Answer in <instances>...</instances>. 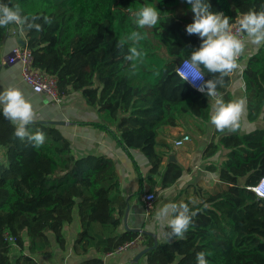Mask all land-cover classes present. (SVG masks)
<instances>
[{
	"label": "trees",
	"instance_id": "trees-1",
	"mask_svg": "<svg viewBox=\"0 0 264 264\" xmlns=\"http://www.w3.org/2000/svg\"><path fill=\"white\" fill-rule=\"evenodd\" d=\"M181 1L190 8L186 0ZM176 2L0 0L19 4L24 14L53 19L51 25L37 21L42 24L40 32L24 31L33 65L56 76L60 95L79 92L96 109V125L112 129L125 149L143 153L148 173H160L161 187L184 174L175 161L162 164L171 149L163 134L171 127L204 134L213 103L176 73L177 63L190 60L202 42L197 35L187 34L186 25L193 21L176 14ZM209 3L213 11L230 17V22L249 10H264V0ZM145 4L160 10V23L138 29L131 14ZM14 26L0 27V44ZM132 31L145 36L138 47L146 56L135 74L131 62L116 48L117 41ZM200 71L204 80L212 78L203 66ZM242 79L246 131L221 133L212 127L202 157L209 158L206 168L217 180L210 189L197 184L184 188L182 202L197 212L193 227L186 239L160 242L147 251V264H197L201 251L210 253L206 255L209 264H264V198L250 189L264 173V46L246 56ZM229 82L230 76L218 86L225 101L233 99ZM28 127L31 132L46 133L39 149L17 138L14 125L0 114V264H42L34 256L49 253L52 241L63 246V227L74 218L80 229L73 251L83 257L80 264H101V254L139 234L115 232L126 203L112 158L75 154L69 140L52 124L34 122ZM190 195L194 198L189 199ZM142 238L143 244H152L150 236L142 234ZM90 250L96 256H87Z\"/></svg>",
	"mask_w": 264,
	"mask_h": 264
},
{
	"label": "crops",
	"instance_id": "crops-1",
	"mask_svg": "<svg viewBox=\"0 0 264 264\" xmlns=\"http://www.w3.org/2000/svg\"><path fill=\"white\" fill-rule=\"evenodd\" d=\"M184 16L191 18L193 21L192 12L186 13ZM10 30L0 44V91L9 87L21 89L35 108L36 121H47L46 123L49 124H52L50 123L51 121H58L52 125L56 126L69 140L75 154H102L112 158L117 172L119 190L126 203L125 211L127 209L126 220L124 222L122 218L120 225L115 230L116 233L125 231V227L129 229L140 228L148 232L146 235L152 238V244L154 237H156L158 244L167 241L165 237L167 228L154 219L157 209L165 203L182 202L184 199L183 190L189 184H197L203 188L210 189L217 180L216 174L206 168L209 158L205 159L202 157L211 139L213 126L209 123L205 133L202 135L186 132L180 127H171L168 129L167 135L163 134V136L167 137L166 140L171 145V149L162 164L172 161L168 158L169 154L172 153L175 162L183 167L184 174L172 185L161 187L159 183L160 173H148L149 164L143 153L135 149H125L116 134L112 132V129L101 128L96 125L99 120L96 109L88 105L79 92L61 95V101L56 103L51 101L47 95L35 93L31 90L29 85L21 78L20 65L6 62V56L10 50L17 43L22 42L21 35L12 34ZM254 50L255 47L253 46L247 48L246 54L240 60L243 66L246 56ZM227 88L231 92L233 99L244 97L242 71L230 76ZM243 124L248 126L246 120H244ZM183 133L188 134L190 140L184 142L183 146L174 147L172 140L180 137ZM2 153L3 150L0 148V158ZM144 191H155L157 194L153 211L148 217L143 214L140 199ZM188 198L193 199L194 197L190 195ZM79 229L80 225L77 218H74L70 223H66L62 231L64 236L63 246L52 241L50 252L44 255H35V259L42 264H80L83 257L78 256L73 251V239ZM139 234L142 235L143 233ZM24 241L26 244V239ZM143 242L142 238L136 247L127 248L111 255L101 254V264H147L146 253L136 261L134 260L138 251L149 246L143 244ZM87 256H96V253L90 250Z\"/></svg>",
	"mask_w": 264,
	"mask_h": 264
},
{
	"label": "clouds",
	"instance_id": "clouds-1",
	"mask_svg": "<svg viewBox=\"0 0 264 264\" xmlns=\"http://www.w3.org/2000/svg\"><path fill=\"white\" fill-rule=\"evenodd\" d=\"M193 13V22L186 25L188 35H197L201 44L193 50L190 60L186 62L190 71L181 73L183 81H188L197 90L209 98H213L210 113V124L218 132L237 133L246 131L243 122L247 115V98L237 97L225 101L218 93V86L222 87L225 77L242 71L241 57L246 54L249 46L259 50L264 46V10H249L235 21V27L230 17L223 12L213 11L209 0H186ZM133 23L138 29L153 28L160 23V10L153 5L145 4L132 12ZM51 25L50 16L24 14L19 4L9 5L0 3V27L15 25L21 33L35 29L42 31V24ZM145 36L140 31H132L127 37L116 43V48L123 54V58L130 63L132 74L136 73L138 63L142 64L146 52L138 47ZM127 46V50L125 48ZM203 66L212 78L204 80ZM0 114L14 125V135L21 141L39 149L46 140V133L41 130L29 131V125L37 119L32 102L19 88L9 87L0 91ZM196 211L190 209L188 203L169 202L157 209L154 219L170 229L165 232L168 242L172 239H186V233L193 227ZM205 251L196 255L197 264H209Z\"/></svg>",
	"mask_w": 264,
	"mask_h": 264
},
{
	"label": "built area",
	"instance_id": "built-area-1",
	"mask_svg": "<svg viewBox=\"0 0 264 264\" xmlns=\"http://www.w3.org/2000/svg\"><path fill=\"white\" fill-rule=\"evenodd\" d=\"M235 27V21L231 22ZM10 32L12 34H20L22 42L17 43L7 54L6 62L9 64L18 63L20 65V74L22 80L29 85L31 90L35 93H43L49 97L53 102H60L61 95L59 94L57 87V78L54 75L49 74L48 72L35 67L33 65V56L30 49L25 45V36L24 32L21 33L17 26L11 28ZM188 59H181L176 65V73L181 78V73H186L190 71L186 62ZM182 79V78H181ZM191 88L197 90L196 86H193L188 81H185ZM213 99V98H212ZM190 137L188 134L183 133L180 137L172 140L174 147L183 146L184 142L189 141ZM250 189L260 198H264V173L258 180V182L251 186ZM141 202L143 207V214L145 217H148L153 211L155 201L157 199V194L155 191H144L141 195ZM5 237L12 243H15V239L8 234H5ZM142 240V235L138 234L134 239L125 241L113 251H109L105 254L111 255L112 253L120 252L127 248L136 247L139 245Z\"/></svg>",
	"mask_w": 264,
	"mask_h": 264
},
{
	"label": "water",
	"instance_id": "water-1",
	"mask_svg": "<svg viewBox=\"0 0 264 264\" xmlns=\"http://www.w3.org/2000/svg\"><path fill=\"white\" fill-rule=\"evenodd\" d=\"M35 122L44 123V122H47V121H35ZM57 122L58 121H51L50 123L55 124ZM168 158H169V160L175 161L174 155L172 153L169 154ZM126 217H127V209H126L125 214L123 216L124 222L126 220ZM125 226H126V223H125ZM125 228H126V230H130V231L137 232V233H143V234L148 233L147 231H145L143 229H140V228H130V229L127 228V227H125ZM157 244H158V241H157L156 237H154L153 244L149 245V246H146V247L142 248L140 251H138L137 254L134 257V260L136 261L139 257H141L143 254H145L147 251H149L152 248H155L157 246Z\"/></svg>",
	"mask_w": 264,
	"mask_h": 264
},
{
	"label": "rangeland",
	"instance_id": "rangeland-1",
	"mask_svg": "<svg viewBox=\"0 0 264 264\" xmlns=\"http://www.w3.org/2000/svg\"><path fill=\"white\" fill-rule=\"evenodd\" d=\"M173 8H174V11L176 12V14L179 15V16H184L186 13L192 12L191 8L186 7L181 0H178V2H176L174 4ZM12 253L16 254V249L15 248L12 249Z\"/></svg>",
	"mask_w": 264,
	"mask_h": 264
}]
</instances>
